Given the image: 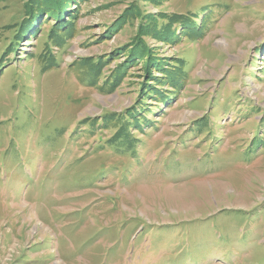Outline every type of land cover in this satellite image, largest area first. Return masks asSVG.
<instances>
[{
    "label": "rangeland",
    "instance_id": "obj_1",
    "mask_svg": "<svg viewBox=\"0 0 264 264\" xmlns=\"http://www.w3.org/2000/svg\"><path fill=\"white\" fill-rule=\"evenodd\" d=\"M0 264H264V0H0Z\"/></svg>",
    "mask_w": 264,
    "mask_h": 264
}]
</instances>
